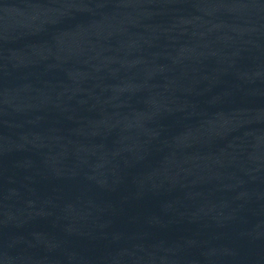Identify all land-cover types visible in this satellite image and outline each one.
I'll list each match as a JSON object with an SVG mask.
<instances>
[{"label": "water", "instance_id": "1", "mask_svg": "<svg viewBox=\"0 0 264 264\" xmlns=\"http://www.w3.org/2000/svg\"><path fill=\"white\" fill-rule=\"evenodd\" d=\"M0 264H264V0H0Z\"/></svg>", "mask_w": 264, "mask_h": 264}]
</instances>
